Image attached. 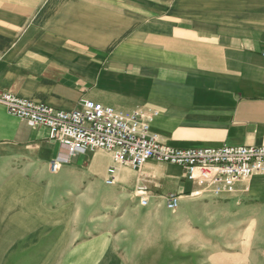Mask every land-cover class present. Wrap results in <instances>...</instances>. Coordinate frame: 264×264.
<instances>
[{
	"label": "crops",
	"instance_id": "0c3cea01",
	"mask_svg": "<svg viewBox=\"0 0 264 264\" xmlns=\"http://www.w3.org/2000/svg\"><path fill=\"white\" fill-rule=\"evenodd\" d=\"M263 51L264 0H0V94L62 111L81 100L155 110L150 132L174 149L264 145ZM59 158L67 162L51 172ZM112 165L102 150L69 156L45 128L0 104V264H90L116 254L122 221L165 205L152 198L140 207L127 167L104 186ZM172 167H143L152 194L190 203L178 206L179 220L160 222L199 223L198 239L232 247L224 264H264V175L221 198L194 199L189 181L187 194L157 191L186 180ZM209 253L210 261L218 254Z\"/></svg>",
	"mask_w": 264,
	"mask_h": 264
},
{
	"label": "built area",
	"instance_id": "2783aa9c",
	"mask_svg": "<svg viewBox=\"0 0 264 264\" xmlns=\"http://www.w3.org/2000/svg\"><path fill=\"white\" fill-rule=\"evenodd\" d=\"M264 57V51L261 53ZM0 104L7 113L30 127H43L48 138L59 144L69 156L102 150L111 154L113 165L107 169V186L117 185L118 167L137 173L132 195L140 207H148L152 198L161 200L165 208L175 212L180 196H156L147 185L143 167L148 162L179 167L184 178L195 185L190 198H221L232 194L236 185L254 175H264V145L222 146L219 148L174 149L162 144L150 132V124L158 115L155 110L124 112L90 100H81L71 111L56 110L44 104L0 94ZM66 159L49 164L51 172L59 170ZM264 253V242L262 245Z\"/></svg>",
	"mask_w": 264,
	"mask_h": 264
},
{
	"label": "rangeland",
	"instance_id": "374dc122",
	"mask_svg": "<svg viewBox=\"0 0 264 264\" xmlns=\"http://www.w3.org/2000/svg\"><path fill=\"white\" fill-rule=\"evenodd\" d=\"M161 171L167 174H173L175 170L172 166H165ZM159 184V183H158ZM107 186V185H104ZM192 186L187 180H184L180 186H170L162 182L158 187L160 193L174 192L177 194H187ZM264 202V198L260 200ZM189 206L190 203L180 202L179 208ZM180 210L171 212L161 207H151L149 209H139L135 211L137 223L124 224L122 221V245L116 248V254L99 255L91 258L90 264H224L225 245L219 246L215 243L209 244L207 240L198 239L199 223H180L173 222L167 227L160 221L166 214L171 220H179ZM124 210L122 215H124ZM154 215L159 221L153 224L147 216ZM148 242H153L152 247L147 246ZM199 242L202 246H199ZM205 243V244H204ZM218 253L210 261L209 252ZM205 252V254H202ZM198 254V255H196Z\"/></svg>",
	"mask_w": 264,
	"mask_h": 264
}]
</instances>
